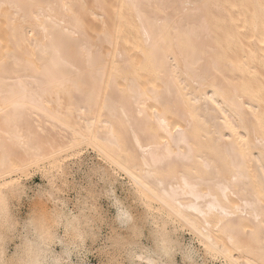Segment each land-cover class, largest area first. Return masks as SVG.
I'll list each match as a JSON object with an SVG mask.
<instances>
[{
    "label": "bare ground",
    "instance_id": "bare-ground-1",
    "mask_svg": "<svg viewBox=\"0 0 264 264\" xmlns=\"http://www.w3.org/2000/svg\"><path fill=\"white\" fill-rule=\"evenodd\" d=\"M82 146L105 163L89 169L111 222L88 204L100 192L80 187L74 211L45 186L52 207L18 220L20 176L63 171ZM96 217L108 241L149 229L130 264H207L193 238L226 264H264V0H0V264H90Z\"/></svg>",
    "mask_w": 264,
    "mask_h": 264
},
{
    "label": "rangeland",
    "instance_id": "rangeland-1",
    "mask_svg": "<svg viewBox=\"0 0 264 264\" xmlns=\"http://www.w3.org/2000/svg\"><path fill=\"white\" fill-rule=\"evenodd\" d=\"M66 89L68 88L65 86L61 87V85L57 87V91L60 96V110L65 114H67L72 109L71 106H73V103H71V98L66 94ZM42 139H44V137ZM60 142L61 141L58 140L57 144H59ZM79 151L80 152L78 154L67 156L66 159H64V163L66 162L67 167L63 171L59 170L58 168H49L48 166H46L43 168H32L31 170H29L28 174L20 176L18 181H20V184L23 185V187H21L24 190L27 188L26 191L30 197H19L15 196L16 194L14 193L9 194V205L10 208L12 207L11 211L15 216L19 218L18 220L25 219L29 209L33 206L43 207L47 209L52 207V202L50 200L48 201L47 199H45V197H40L38 194H34V192H36V190L40 188V186H45L57 189L59 195L61 194L62 196L67 198L66 200L68 201L67 204L69 208H72L74 211L77 210L76 207L79 205V202L75 199V196L80 187H89L91 189V192L93 190L95 192H98V194L100 192L97 199L93 198L92 200V198H89L90 201H88V204L94 202L99 210L98 213L101 214L102 218H107V222H111L109 221V219L112 218L113 209L110 206L108 200L103 197L100 191L102 189L101 187H103L102 180H99L100 173L94 172L93 170L91 171V169H89V166H91L92 163L95 162V164H103L104 161L101 160L96 151L90 146H82L80 147ZM111 170L112 168L110 169V171ZM114 170L115 169L112 170L111 174H116V178L119 182L121 179L122 182L126 183L123 186L124 188L121 187V189L125 194L129 195V199L135 213L140 214L144 208L139 201L134 200L131 197V192H126L128 191V189L131 190V186H128L129 182L127 177L125 176V174L123 175V173ZM91 214H94V212H91ZM102 218L96 217L92 222H90L94 231H97L95 240H93L94 238H91L93 242L90 243V241H88V243L90 244L89 251L86 252L85 255H83L85 258L87 257V260H89L88 262L90 264H97L99 262L102 264H130L123 250L130 249L131 241L137 240L144 244L150 245L151 238L148 228H146L139 236L123 234L124 238L114 241L113 239H111L112 236L110 233V225L112 224L106 223L105 221L101 220ZM96 225H99V228H97ZM18 228L20 230L21 226L19 225ZM109 236H111L110 241H108ZM181 236L183 242L185 243H187L191 239V234L186 228H183V230L181 231ZM10 243L11 244L9 246V250L12 252L14 250V244L19 243V241L17 239H14V241H11ZM192 245L195 248L196 254H198L199 256V262H202V260H207V264H226L224 259L220 257L212 258L210 255L206 253L204 254V251L202 249L203 247L200 244L196 243L195 238L192 239ZM176 261L178 264H183L179 255L176 256ZM11 264L17 263L14 262Z\"/></svg>",
    "mask_w": 264,
    "mask_h": 264
}]
</instances>
